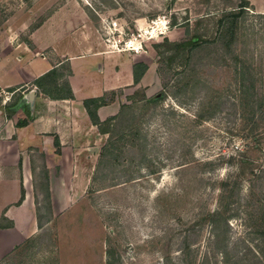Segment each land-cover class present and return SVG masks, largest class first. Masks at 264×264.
Masks as SVG:
<instances>
[{"label": "rangeland", "instance_id": "1", "mask_svg": "<svg viewBox=\"0 0 264 264\" xmlns=\"http://www.w3.org/2000/svg\"><path fill=\"white\" fill-rule=\"evenodd\" d=\"M248 1L246 28L254 27L255 40L264 47V20L257 17L264 14V0ZM242 2L0 0V68L18 62L19 57L43 63L51 51L45 47L48 42L58 43L71 55L104 52L108 59L89 62L98 70L104 61L105 85L120 73L117 67L127 72L131 63H147L150 75L145 82L150 86L122 87L106 93V100L115 94V103L121 107L137 92L139 99L143 94L153 98L161 92L155 45L164 38L182 40L186 23L193 29L214 32L217 20L238 10ZM35 32L34 39L44 45L40 51L33 44ZM54 61L56 58H50ZM77 67L82 77H90L84 63ZM59 73L62 76L57 82L64 93L70 66L66 63ZM201 78L220 87H227L230 80L226 70L207 71ZM23 86L21 92L36 90L32 85ZM3 91L0 101L12 98V93ZM197 106L193 102L180 108L169 98L162 106L143 111L138 127L147 139L145 150L127 147L129 151L107 159L102 155L107 139L91 149L83 144L85 151L75 160L81 172L67 182L73 188L56 191L53 202L47 198L49 180L60 176H49L46 159L32 158L40 230L21 242L22 249L15 247L5 255L0 250V264H107L110 260L112 264H223L206 216L219 206L222 183L236 176L231 158L236 159L246 143L232 101L202 123L193 117ZM172 109L177 110L176 117ZM262 142L261 149L250 154L260 177L259 194L264 191V135ZM143 159L146 162L142 163ZM246 179L238 205L232 208L237 215L229 220L226 236L230 250L243 260L241 264H260L255 257L259 255L257 237L248 215L254 200L248 202ZM65 196L67 204L62 207L58 199Z\"/></svg>", "mask_w": 264, "mask_h": 264}, {"label": "trees", "instance_id": "2", "mask_svg": "<svg viewBox=\"0 0 264 264\" xmlns=\"http://www.w3.org/2000/svg\"><path fill=\"white\" fill-rule=\"evenodd\" d=\"M248 5L249 1L243 0L238 10L223 14L217 20L214 32L210 30L206 32L202 27L193 29L186 23L185 36L182 40L172 42L169 38H164L162 42L155 45L154 49L159 58L158 74L162 81V90L153 98L143 94L139 99L138 92L128 96L129 103L122 104L119 112L106 121H101L98 109L101 105L112 103L116 99L115 94L110 100H106L105 94L99 99L87 100L84 103L91 123L98 128L100 134L107 136L102 155L108 159L114 153H124L128 150L127 147L145 150L148 144L138 127L140 116L150 107L155 109L162 106L169 98L176 100L180 108L193 102L198 104L193 115L197 123L214 118L225 102L232 101L243 126L241 138L246 143V149L240 152L236 159L231 158L237 174L222 183L219 206L217 210L209 212L206 216V221L211 225L213 242L216 244V250L223 264H241L243 261L230 250L226 235L229 220L237 215L236 209L232 208L238 205L242 181L246 178L250 190L248 202L254 200V204L249 206L251 212L248 215L259 247V255L255 257L260 264H264V191L258 193L260 177L256 174L254 161L250 158V154L261 149L263 144L264 60L262 57L264 47L255 40L257 33L254 27L246 28ZM257 17L264 20V14ZM149 69V65L145 62L133 64V87L140 86ZM218 70H226L229 74L230 80L227 87L209 85L201 78L207 71ZM61 76L59 69L55 68L35 80L32 86L36 87L37 98L73 99L69 83L65 84L66 91L62 93L64 89H61V85L57 82V78ZM20 88L25 87L8 90L13 96L4 108L9 119L23 114L24 117L17 123L19 129L27 127L35 116V112L31 111L30 104L26 100L30 89L21 92ZM176 111L172 109L173 117L178 115ZM251 144L255 145L254 148ZM59 145V141L56 140L57 152H59ZM144 162H146L145 159L142 160V163ZM47 198L48 200L51 198L49 189H47ZM23 199L24 193L20 203ZM4 220L6 221L3 217ZM12 226V223L6 226L2 220L0 221V229ZM20 249L22 246L15 248L17 251ZM112 263L110 260L107 264Z\"/></svg>", "mask_w": 264, "mask_h": 264}, {"label": "crops", "instance_id": "3", "mask_svg": "<svg viewBox=\"0 0 264 264\" xmlns=\"http://www.w3.org/2000/svg\"><path fill=\"white\" fill-rule=\"evenodd\" d=\"M35 35L36 32L33 33V44L40 51V46L44 45L34 39ZM45 47L51 51L46 59L42 60L43 63L38 61L32 63L19 57L18 62L0 68V92L3 93L5 92L3 89L10 90L23 85H32L41 76L67 63L71 70L68 81L73 94V99L37 98L36 95L33 111L35 116L27 127L21 129L17 128V123L24 116L18 114L9 119L4 110L12 98L5 97L0 101V221H3L4 217L13 224L10 228L0 229V250L1 252L3 250V255L10 253L21 242L34 237L40 230L35 185L32 179V158L46 159L45 165L49 176L54 174L60 176L59 179L50 177L49 180L52 202L55 201L56 191L61 189L70 191L73 186L67 182L71 176L81 172V167L75 161L85 151L81 146L89 145L86 149H91L93 144L107 139V136L101 135L98 128L91 123L84 106L85 101L99 99L106 93L122 87H133L134 83V63L128 65L127 72L123 71V68L118 69L117 66L120 64H117L116 71L120 73L116 72L110 83L105 85L102 82L106 73L104 61L100 62L98 70L89 62L103 59L104 52L71 55L67 49L55 42H48ZM50 58L51 60L56 58V61L50 62ZM80 63H84L89 70V78L81 76L82 73L77 67ZM84 70L85 68L83 72ZM149 75L150 69L143 78L141 87L147 88L151 85L145 82ZM119 110L120 106L114 100L112 103L101 105L98 115L101 121H106L115 116ZM56 140L60 144L59 152L55 146ZM23 193L24 199L20 203ZM66 198L65 196L63 200L58 199L62 207L67 204Z\"/></svg>", "mask_w": 264, "mask_h": 264}, {"label": "water", "instance_id": "4", "mask_svg": "<svg viewBox=\"0 0 264 264\" xmlns=\"http://www.w3.org/2000/svg\"><path fill=\"white\" fill-rule=\"evenodd\" d=\"M35 98H36V92L35 91H31L27 96H26V100L27 102L30 104L31 107V111H34L35 108Z\"/></svg>", "mask_w": 264, "mask_h": 264}]
</instances>
